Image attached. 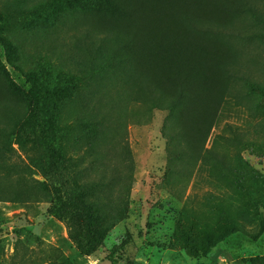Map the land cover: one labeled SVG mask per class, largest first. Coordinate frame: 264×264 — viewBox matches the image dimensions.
<instances>
[{
  "label": "rangeland",
  "instance_id": "1",
  "mask_svg": "<svg viewBox=\"0 0 264 264\" xmlns=\"http://www.w3.org/2000/svg\"><path fill=\"white\" fill-rule=\"evenodd\" d=\"M248 1L264 15V0ZM102 6V0H0L3 68L21 77L7 64L1 40L25 71L53 72L67 87L61 105L69 127L91 106V82L103 81L106 51L85 36L107 14ZM206 14L215 16L212 8ZM229 20L242 35L229 42L245 76L232 81L206 153L191 156L175 145L164 132L169 112L139 103L129 105L121 139L110 137L112 165H92L84 142L78 152L67 147L76 157L73 172L82 171L72 183L101 185L92 193L102 239L88 255L71 239L88 241L81 218L54 217L37 196L42 178L32 165L39 146L22 136L21 150L0 131V264H264V16ZM9 113L16 118L22 110ZM66 133L82 140L77 128Z\"/></svg>",
  "mask_w": 264,
  "mask_h": 264
},
{
  "label": "trees",
  "instance_id": "2",
  "mask_svg": "<svg viewBox=\"0 0 264 264\" xmlns=\"http://www.w3.org/2000/svg\"><path fill=\"white\" fill-rule=\"evenodd\" d=\"M102 2L107 14L96 26L87 27L85 36L89 44L98 42L106 51L100 69L92 62L103 81L91 82V106L70 127L61 105L65 84L54 81L49 69L41 75L25 71L15 61L10 44L1 40L7 64L21 77H13L0 62V131L21 150L25 148L22 136L31 137L33 147L39 146L32 165L42 178L36 181L41 190L37 196L49 203L54 217L81 218L88 241L77 235L71 239L83 255L90 254L102 239L95 234L98 207L92 193L101 185L87 188L86 183H72L80 180L82 171L73 172L76 157L69 156L67 147L74 146L78 152L84 142L92 165H112L117 155L110 137L121 139L128 107L139 103L169 112L164 132L175 145L191 156L206 153L232 81L245 76L243 62L229 42L242 35L229 19L244 13L255 19L264 16L248 0ZM209 8L215 16L206 14ZM17 106L22 113L12 118L9 111ZM72 127L81 131L82 140L67 135Z\"/></svg>",
  "mask_w": 264,
  "mask_h": 264
}]
</instances>
